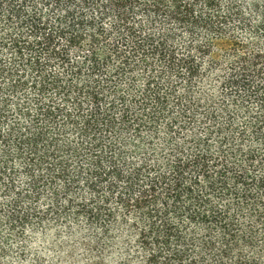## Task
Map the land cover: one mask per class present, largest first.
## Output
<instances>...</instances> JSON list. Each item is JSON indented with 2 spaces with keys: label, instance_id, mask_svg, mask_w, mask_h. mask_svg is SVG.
I'll use <instances>...</instances> for the list:
<instances>
[{
  "label": "trees",
  "instance_id": "obj_1",
  "mask_svg": "<svg viewBox=\"0 0 264 264\" xmlns=\"http://www.w3.org/2000/svg\"><path fill=\"white\" fill-rule=\"evenodd\" d=\"M4 110L0 191L13 160L24 199L50 190L20 210L4 185L11 233L52 215L84 221L85 264H264V0H0Z\"/></svg>",
  "mask_w": 264,
  "mask_h": 264
},
{
  "label": "rangeland",
  "instance_id": "obj_2",
  "mask_svg": "<svg viewBox=\"0 0 264 264\" xmlns=\"http://www.w3.org/2000/svg\"><path fill=\"white\" fill-rule=\"evenodd\" d=\"M9 100V98H8ZM10 106V104H8ZM10 110V109H8ZM14 113V112H13ZM6 114V124L0 126L1 129L6 128L10 122H18V116L16 114L8 115L7 110H4ZM21 126H25L23 123H18ZM131 158V157H130ZM132 161H137L132 159ZM15 162V172L7 174L1 179L3 184V190L0 191V230L3 242L8 248V255L4 259V264H32L38 259H41L45 264H85L86 261L93 259L91 254L83 249L82 244L90 242L89 232H83L84 221L79 219L80 228H75L73 232L69 233L66 226L71 222L69 218L54 219L52 215H46V220L43 225H37L34 223V219L29 221L24 233L15 235L11 233L3 222L5 215L9 211V200L17 196L12 195V191L7 192L5 189L6 184L14 182L13 194L22 195V199L19 202V209L26 210L29 207L34 208L36 211H44L50 204V190L46 188H39L41 198L36 199H24V196L30 195L29 178L25 177L22 172L21 166L17 160ZM77 197V196H76ZM64 199H60V203H63ZM56 220V221H55ZM36 224V225H35ZM77 226V225H76ZM75 232H78L74 235ZM117 236V234L115 235ZM116 247L114 248V250ZM135 253V251H132ZM131 253V254H133ZM112 254V253H111ZM114 257V258H113ZM113 257L106 256L108 264H115L121 257V251L118 249L113 253ZM136 256L132 257V261H137ZM137 264V263H134Z\"/></svg>",
  "mask_w": 264,
  "mask_h": 264
}]
</instances>
